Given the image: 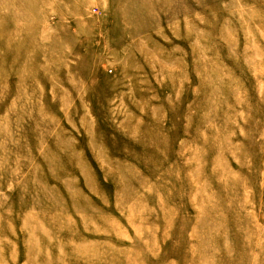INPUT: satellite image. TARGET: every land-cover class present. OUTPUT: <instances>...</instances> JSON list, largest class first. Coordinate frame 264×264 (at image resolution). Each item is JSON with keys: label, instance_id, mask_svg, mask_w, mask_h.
Here are the masks:
<instances>
[{"label": "rangeland", "instance_id": "374dc122", "mask_svg": "<svg viewBox=\"0 0 264 264\" xmlns=\"http://www.w3.org/2000/svg\"><path fill=\"white\" fill-rule=\"evenodd\" d=\"M0 264H264V0H0Z\"/></svg>", "mask_w": 264, "mask_h": 264}]
</instances>
